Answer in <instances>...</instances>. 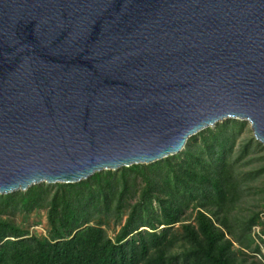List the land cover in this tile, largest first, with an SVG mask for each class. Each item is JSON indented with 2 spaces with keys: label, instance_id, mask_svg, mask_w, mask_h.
Wrapping results in <instances>:
<instances>
[{
  "label": "water",
  "instance_id": "1",
  "mask_svg": "<svg viewBox=\"0 0 264 264\" xmlns=\"http://www.w3.org/2000/svg\"><path fill=\"white\" fill-rule=\"evenodd\" d=\"M226 118L264 146V0H0V194L160 160Z\"/></svg>",
  "mask_w": 264,
  "mask_h": 264
},
{
  "label": "trees",
  "instance_id": "2",
  "mask_svg": "<svg viewBox=\"0 0 264 264\" xmlns=\"http://www.w3.org/2000/svg\"><path fill=\"white\" fill-rule=\"evenodd\" d=\"M201 148L200 153L184 148L181 159L170 155L147 165L101 170L77 182H56L53 193L49 191L51 185L38 183L25 191L0 194L2 202L24 197L29 208L46 205L49 223L65 235L53 242L19 235L10 238L0 219V264H232L224 234L202 211L195 216L197 226H182V236L169 229L157 233L141 228L154 229L160 224L180 222L184 204L197 196L228 211L224 185L230 186L226 177L229 170L224 161L214 175L213 170L208 174L197 173L198 165L204 166L208 156L214 155L207 139H203ZM220 159L223 160L216 157L217 162ZM160 164L166 168L165 178L159 180L153 172L141 174L144 186L140 196L114 241L97 225L86 224L76 230L95 211L107 213L113 209L114 202L129 185L121 174L123 170L154 168ZM156 185L158 191H154ZM89 206L94 210L89 211ZM132 233L135 235L130 236Z\"/></svg>",
  "mask_w": 264,
  "mask_h": 264
},
{
  "label": "rangeland",
  "instance_id": "3",
  "mask_svg": "<svg viewBox=\"0 0 264 264\" xmlns=\"http://www.w3.org/2000/svg\"><path fill=\"white\" fill-rule=\"evenodd\" d=\"M203 139L208 140L214 155L213 158L208 156L204 166L198 165L197 173L208 174L213 170L214 175L225 161V168L229 170L226 177L230 182V186L224 185L228 211H223L219 206L197 196L184 204L180 222L160 224L154 229L141 228L157 233L169 229L170 232L182 236V226L185 224L197 226L195 216L198 211H202L224 234L232 264H264V146L255 139L249 123L238 118H226L213 126L203 128L187 139L183 149L190 148L193 152L200 153ZM181 151L171 156L176 155L181 159ZM216 157L223 160L217 162ZM151 172L157 179L163 180L166 168L160 164L154 168L146 166L136 170H123L121 174L129 180V185L122 190L120 198L113 204V209L107 213L95 211L89 221L76 230L86 224L97 225L114 241L128 212L140 196L144 186L141 174ZM55 183H47L51 185L50 193L57 189ZM157 183L159 184L158 181ZM154 191H158L157 185ZM198 194L201 195V192ZM26 203L24 197L22 200L14 198L5 202L0 201V219L4 221L2 227L9 233L10 238H13L11 235H19L23 238L35 237L40 241L53 242L62 239L59 236L65 237L60 229L56 231V227L49 223L46 205L37 204L29 208ZM90 210H94V207L89 206ZM134 235L135 233H132L130 236Z\"/></svg>",
  "mask_w": 264,
  "mask_h": 264
}]
</instances>
